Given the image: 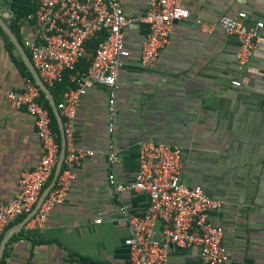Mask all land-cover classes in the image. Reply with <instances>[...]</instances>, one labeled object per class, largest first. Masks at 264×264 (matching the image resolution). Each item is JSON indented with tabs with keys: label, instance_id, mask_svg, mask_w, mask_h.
Instances as JSON below:
<instances>
[{
	"label": "crops",
	"instance_id": "crops-1",
	"mask_svg": "<svg viewBox=\"0 0 264 264\" xmlns=\"http://www.w3.org/2000/svg\"><path fill=\"white\" fill-rule=\"evenodd\" d=\"M120 1L129 17L145 11L146 0ZM14 2L0 0V17L19 45L0 26V86L18 91L24 76H32L23 46L31 28ZM186 5L190 18L174 25L151 69L138 64L146 26L135 23L126 31L130 57L116 77L113 134L120 163L110 167L105 157L108 92L94 85L80 100L72 139L75 149H91L94 155L72 167L65 201L52 209L44 226L31 220L20 226L25 215L6 228L0 264H128L123 243L128 231L116 221L108 174L122 183L132 180L138 143L148 140L181 147L182 181L202 186L221 202L208 219L223 227L222 243L231 259L264 264V39L240 66L235 37L221 30L205 33L193 21L243 12V22L264 36V0H186ZM65 79L49 88L55 103L69 83ZM42 93L61 147V118ZM40 155L33 116L0 94V203L16 195L20 172L35 167ZM121 200L139 215L148 204L146 195L134 191L123 192ZM168 264L204 263L196 251L172 247Z\"/></svg>",
	"mask_w": 264,
	"mask_h": 264
},
{
	"label": "built area",
	"instance_id": "built-area-1",
	"mask_svg": "<svg viewBox=\"0 0 264 264\" xmlns=\"http://www.w3.org/2000/svg\"><path fill=\"white\" fill-rule=\"evenodd\" d=\"M34 10L24 16L31 34L23 40L30 61L42 82L52 88L69 83L56 103L65 139V155L53 187L30 218L42 227L52 209L65 201L74 175L72 167L94 155L91 149L73 146L74 119L81 98L94 86L108 92L107 146L105 157L110 167L120 163L113 134L117 109L116 77L130 57L126 31L132 24L147 28L140 44L138 64L142 69L155 66L176 23L190 18L186 0H146L144 13L127 16L120 0H33ZM246 14L221 15L212 21H193L208 34L221 30L236 38L235 58L240 66L247 65L264 36L257 26L243 22ZM95 41L93 49L89 42ZM88 61L84 71L77 69ZM234 84H238L236 81ZM0 94L23 107L33 116L41 155L37 165L20 172L18 191L0 203V242L6 228L19 217L30 213L42 191L49 184L60 155V143L52 127L49 107L41 100L42 89L32 76H24L21 90L0 86ZM182 149L165 142L140 141L137 150V172L129 182H119L113 172L108 183L116 195L117 223L127 228L123 243L128 264H168L172 247L196 251L204 264H249L232 260L222 243L223 227L209 221V213L220 208L221 202L211 197L200 185L182 181ZM134 191L146 195L143 214L132 212L122 202L121 194ZM99 220H96L98 222Z\"/></svg>",
	"mask_w": 264,
	"mask_h": 264
},
{
	"label": "water",
	"instance_id": "water-1",
	"mask_svg": "<svg viewBox=\"0 0 264 264\" xmlns=\"http://www.w3.org/2000/svg\"><path fill=\"white\" fill-rule=\"evenodd\" d=\"M0 26L8 33V35L12 38V40L14 41V43L18 45L17 41L13 38L12 36V33L9 31L7 25L5 24V22L3 21V19L0 17ZM24 55V58H25V54ZM26 60V63L28 65V67L30 68L31 70V73H32V76L33 78L35 79V81L38 83V85L41 87L42 91L46 94L50 104H51V107H52V110L55 114V116L57 117H60L59 116V113H58V110L56 108V103L55 101L52 99L51 97V93H50V90L49 88L42 82L40 76L38 75V73L36 72V70L34 69V67H32V65L30 64V62L25 58ZM60 124H61V121H60ZM65 155V139H64V134H63V130L61 128V149H60V155H59V158H58V162H57V165L55 167V170H54V174L49 182V184L44 188V190L42 191L37 203L35 204L33 210L28 213L25 218L23 219V221L21 222L20 226H22L24 223H26L28 220H30V218L35 214V212L37 211V209L39 208L43 198L48 194V192L50 191V189L53 187L54 183H55V180L58 176V173L61 169V166H62V161H63V157ZM5 239L1 240L0 242V256H1V253H2V249H3V246L5 244Z\"/></svg>",
	"mask_w": 264,
	"mask_h": 264
},
{
	"label": "trees",
	"instance_id": "trees-1",
	"mask_svg": "<svg viewBox=\"0 0 264 264\" xmlns=\"http://www.w3.org/2000/svg\"><path fill=\"white\" fill-rule=\"evenodd\" d=\"M14 1H15V2H14V3H15V7L19 8L20 10H22V11L20 12V16H26L28 13H30L31 11L34 10L35 4H34V1H33V0H14ZM94 45H95V41H91V42H89V48H90V49H93ZM88 64H89L88 61L82 60V61L78 64L77 69H78L79 71H84V70L87 69ZM29 75L31 76V74H29ZM65 78H66V75H65ZM65 80H66V79H65ZM58 85H59V84H58ZM50 89H52V88H50ZM42 95H43V93H42ZM45 103H46V105L49 107V110H50V113H51V117H52V119H53V121H54L55 118H54V115H53V113H52V111H51V108H50V106H49L47 100H45Z\"/></svg>",
	"mask_w": 264,
	"mask_h": 264
}]
</instances>
